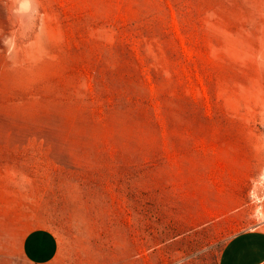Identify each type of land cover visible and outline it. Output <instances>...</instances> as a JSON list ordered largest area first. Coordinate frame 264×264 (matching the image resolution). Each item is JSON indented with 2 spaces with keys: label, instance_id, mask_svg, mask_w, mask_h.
Instances as JSON below:
<instances>
[{
  "label": "rangeland",
  "instance_id": "obj_1",
  "mask_svg": "<svg viewBox=\"0 0 264 264\" xmlns=\"http://www.w3.org/2000/svg\"><path fill=\"white\" fill-rule=\"evenodd\" d=\"M264 225V0H0V264H217Z\"/></svg>",
  "mask_w": 264,
  "mask_h": 264
},
{
  "label": "crops",
  "instance_id": "obj_2",
  "mask_svg": "<svg viewBox=\"0 0 264 264\" xmlns=\"http://www.w3.org/2000/svg\"><path fill=\"white\" fill-rule=\"evenodd\" d=\"M21 253L26 264H56L61 243L52 230L35 228L23 237ZM217 264H264V225L230 237Z\"/></svg>",
  "mask_w": 264,
  "mask_h": 264
}]
</instances>
